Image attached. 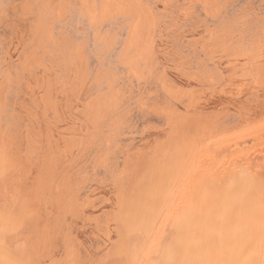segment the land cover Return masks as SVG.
<instances>
[{
	"label": "bare ground",
	"instance_id": "1",
	"mask_svg": "<svg viewBox=\"0 0 264 264\" xmlns=\"http://www.w3.org/2000/svg\"><path fill=\"white\" fill-rule=\"evenodd\" d=\"M7 1L0 240L18 259L261 264L264 0H48L38 60Z\"/></svg>",
	"mask_w": 264,
	"mask_h": 264
},
{
	"label": "rangeland",
	"instance_id": "2",
	"mask_svg": "<svg viewBox=\"0 0 264 264\" xmlns=\"http://www.w3.org/2000/svg\"><path fill=\"white\" fill-rule=\"evenodd\" d=\"M46 2L48 0L7 1L6 13H3L2 16L8 20L12 35L21 34L24 36L20 39L23 59L36 58L38 60L42 56L40 49L43 42L42 25L45 19ZM71 28L74 33V28Z\"/></svg>",
	"mask_w": 264,
	"mask_h": 264
},
{
	"label": "snow or ice",
	"instance_id": "3",
	"mask_svg": "<svg viewBox=\"0 0 264 264\" xmlns=\"http://www.w3.org/2000/svg\"><path fill=\"white\" fill-rule=\"evenodd\" d=\"M13 163L12 157L5 152L3 156H0V172L9 170ZM0 264H25L24 261L18 259L17 248L7 239L0 240ZM149 264H194V262L173 259L161 261L154 257ZM250 264H254V262H250ZM261 264H264V261H261Z\"/></svg>",
	"mask_w": 264,
	"mask_h": 264
}]
</instances>
